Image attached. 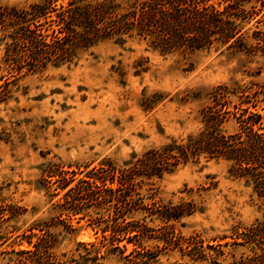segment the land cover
I'll return each instance as SVG.
<instances>
[{
    "label": "rangeland",
    "instance_id": "obj_1",
    "mask_svg": "<svg viewBox=\"0 0 264 264\" xmlns=\"http://www.w3.org/2000/svg\"><path fill=\"white\" fill-rule=\"evenodd\" d=\"M43 2L0 0V12ZM256 19L244 25L249 35ZM217 45L162 52L139 37L107 40L78 50L72 63L29 72L8 66L0 24V264H124L103 231L115 220L95 202H66L65 193L93 169L124 168L151 149L197 134L217 86L264 84V69L257 74L264 52ZM257 99L264 115V95ZM224 129L236 131V121ZM231 166L224 158H201L161 177L134 174L150 212L125 219L145 220L141 245L149 256L157 253L153 264H239L253 255L243 234L264 222V206ZM168 207L183 214L165 218ZM126 237L115 243L123 246ZM36 243L34 254L22 253Z\"/></svg>",
    "mask_w": 264,
    "mask_h": 264
},
{
    "label": "trees",
    "instance_id": "obj_2",
    "mask_svg": "<svg viewBox=\"0 0 264 264\" xmlns=\"http://www.w3.org/2000/svg\"><path fill=\"white\" fill-rule=\"evenodd\" d=\"M251 1H245L251 4L250 10L245 8L244 0H67L66 4L44 0L27 10L3 8L0 24L5 57L12 69L38 72L48 63H72L80 49L107 40L124 44L136 37L162 52L201 50L214 42L229 50L264 52V29L258 25L264 23V0ZM254 19L257 25L249 35L250 29L245 30L244 25ZM248 39L257 44L253 46ZM263 69L264 64L257 74ZM252 86L258 88L253 94ZM260 93L264 95V84L217 86L211 92L213 104L202 111L201 131L189 135L183 143L172 141L163 148L151 149L124 168L103 165L91 170L67 190L65 201L77 202L75 206L95 202L105 208L108 217L115 221L103 231L110 234V251H118L124 264H153L157 257V253L149 256V250L141 245L149 229L145 220L125 219L134 212H150L133 184V176L140 170L161 177L164 172L171 173L180 162L224 158L232 162L231 171L245 180L264 206V115L257 110ZM230 119L237 123V130L232 133L224 129V123ZM107 182L116 187L107 186ZM182 210L168 207L162 215L178 218ZM122 234L127 236L126 244L120 246L115 242H120ZM243 236L252 244L253 255L239 264H264V222ZM127 244L133 245L130 251ZM31 246L32 250L22 253L34 254L39 250L37 243Z\"/></svg>",
    "mask_w": 264,
    "mask_h": 264
}]
</instances>
